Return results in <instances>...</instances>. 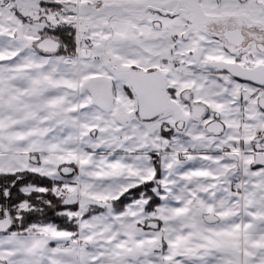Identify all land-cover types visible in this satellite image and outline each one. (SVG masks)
Segmentation results:
<instances>
[{
  "label": "snow or ice",
  "instance_id": "6c2138e0",
  "mask_svg": "<svg viewBox=\"0 0 264 264\" xmlns=\"http://www.w3.org/2000/svg\"><path fill=\"white\" fill-rule=\"evenodd\" d=\"M0 264H264V0H0Z\"/></svg>",
  "mask_w": 264,
  "mask_h": 264
}]
</instances>
